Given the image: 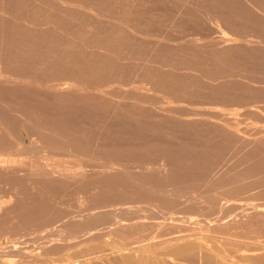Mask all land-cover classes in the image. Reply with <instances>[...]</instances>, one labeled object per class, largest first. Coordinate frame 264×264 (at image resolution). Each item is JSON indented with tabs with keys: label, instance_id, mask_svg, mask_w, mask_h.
I'll return each instance as SVG.
<instances>
[{
	"label": "rangeland",
	"instance_id": "374dc122",
	"mask_svg": "<svg viewBox=\"0 0 264 264\" xmlns=\"http://www.w3.org/2000/svg\"><path fill=\"white\" fill-rule=\"evenodd\" d=\"M63 1L0 0V264H118L93 248L191 228L264 255V0Z\"/></svg>",
	"mask_w": 264,
	"mask_h": 264
},
{
	"label": "bare ground",
	"instance_id": "6f19581e",
	"mask_svg": "<svg viewBox=\"0 0 264 264\" xmlns=\"http://www.w3.org/2000/svg\"><path fill=\"white\" fill-rule=\"evenodd\" d=\"M63 1V0H62ZM67 1V0H66ZM70 1V0H69ZM80 1V0H79ZM82 1V0H81ZM58 3L60 2V1H57ZM64 2V1H63ZM68 2V1H67ZM70 3V2H69ZM72 3V2H71ZM73 3H75V2H73ZM76 3H77V1H76ZM83 3V2H82ZM59 4H61V3H59ZM64 5L65 4H67L66 2H64L63 3ZM62 4V5H63ZM78 4V3H77ZM79 4H81V3H79ZM89 5V4H88ZM61 6V5H60ZM82 6H83V4H82ZM86 6V5H85ZM89 6H91V5H89ZM64 7V6H63ZM65 7H66V11H67V8H69V10H71V9H73V11L74 10H80V12L82 11L83 13L85 12V13H87V14H89V11L90 10H85V8H83V9H81L80 7H78L77 5H71V4H68V5H65ZM62 8V7H61ZM86 9H87V6H86ZM95 9V8H94ZM63 10V9H62ZM65 11V12H66ZM72 11V10H71ZM76 12H78V11H76ZM81 12V13H82ZM70 13V12H69ZM81 13H79V14H81ZM95 14H96V12H94ZM78 14V15H79ZM92 14V12H90V14L89 15H91ZM85 15V14H84ZM98 15V14H97ZM104 15V14H103ZM92 16H93V14H92ZM95 17H97L96 15H94ZM88 17V16H87ZM85 18H86V16H85ZM90 18H91V16H90ZM28 19V18H27ZM94 19V18H93ZM97 19V18H96ZM98 20V19H97ZM32 22H33V20H32ZM46 22V21H45ZM30 23V22H29ZM50 23V22H49ZM36 24V23H35ZM44 24V23H43ZM42 24V25H43ZM33 25V24H32ZM136 31V30H135ZM74 38V37H73ZM85 41V40H84ZM156 41V40H155ZM221 41V40H220ZM222 41H224V39L222 40ZM231 41H233L231 38H226L225 37V42H231ZM76 43V42H75ZM90 44V43H89ZM74 45V43L72 44V42H71V45L69 44V45H65V48H66V46L68 47L69 46V48H71V46H73ZM93 45V44H92ZM80 46V45H79ZM78 46V44H77V47H79ZM87 46H88V44H87ZM74 47H76V45H74L73 46V48L72 49H75ZM82 47V46H81ZM103 48V47H102ZM68 49V48H67ZM65 51H66V49H65ZM73 50H71V52H72ZM51 52V51H50ZM75 52V51H74ZM48 53V52H47ZM63 53V52H62ZM65 53V52H64ZM63 53V57H64V55L65 54H67V53H65L64 54ZM70 53V52H69ZM68 53V54H69ZM71 54V53H70ZM46 55V54H45ZM48 56H50V54H47ZM57 55V54H56ZM47 56V57H48ZM58 56H60V55H58ZM61 56H62V54H61ZM17 57V56H16ZM15 57V58H16ZM51 57H54V54L51 56ZM66 57V58H65ZM64 58L65 59H67V57H68V55L67 56H65ZM70 57V56H69ZM56 58V57H55ZM59 58V57H58ZM62 58V57H61ZM18 59V58H17ZM64 59V60H65ZM16 60V59H15ZM69 60V59H68ZM81 60V59H80ZM16 62H18V60L16 61ZM20 62V61H19ZM68 62V61H67ZM16 65V64H15ZM3 66V65H2ZM21 66V65H20ZM15 68H17V66L15 67ZM41 68V67H40ZM6 70H7V67H6ZM40 70H42V69H40ZM17 71V70H16ZM15 71V72H16ZM63 71V70H62ZM14 72V73H15ZM13 73V74H14ZM17 73V72H16ZM20 73V72H19ZM19 73H17V74H19ZM3 74V73H2ZM2 74H0V75H2ZM25 74V73H24ZM9 75V74H8ZM12 75V74H11ZM16 75V74H15ZM20 75V74H19ZM3 77L5 76L4 74L2 75ZM7 76V75H6ZM17 76V75H16ZM30 76V75H29ZM9 77V76H8ZM11 77V76H10ZM22 77H24V76H21L20 78H22ZM45 77V76H44ZM1 78V77H0ZM13 78V77H12ZM15 78V77H14ZM36 78V77H35ZM2 79V78H1ZM9 79V78H8ZM15 79H19V77L18 78H15ZM24 80H25V77L23 78ZM28 79V78H27ZM6 80H7V78H6ZM6 80H5V82H6ZM9 80H11V81H13L12 79H9ZM8 80V81H9ZM31 80H32V78H31ZM30 79H29V84H30V81H31ZM39 80V79H38ZM37 80V81H38ZM40 80H41V78H40ZM51 80V79H50ZM111 80V79H110ZM117 80V79H116ZM2 81H4V80H2ZM7 81V82H8ZM20 81V79L18 80V81H16V82H18L19 84L21 83V82H19ZM21 81H23V80H21ZM27 81V80H26ZM36 81V80H35ZM34 81V82H35ZM46 81V80H45ZM1 82V81H0ZM5 82L3 83V85L5 84ZM15 82V81H14ZM15 82V83H16ZM25 82V81H24ZM23 82V83H24ZM62 82V81H61ZM2 83V82H1ZM17 83V84H18ZM26 83V82H25ZM33 83V82H32ZM31 83V84H32ZM36 83H38V82H35V84ZM103 83H104V81H103ZM107 83V82H106ZM108 83H109V80H108ZM8 84H10V81H9V83H6L4 86H11V85H8ZM12 84V83H11ZM17 84L15 85V84H13V85H15V86H17ZM18 84V86L21 88V84L19 85ZM28 84V86H30ZM101 84H102V82H101ZM101 84H99V86L101 87ZM105 84V83H104ZM24 85H26V84H24ZM24 85H22V87L24 88L25 86ZM37 85H39V86H41L39 83L37 84ZM37 85H33V86H37ZM69 85V84H68ZM3 86V87H4ZM27 86V85H26ZM28 86H27V89H29L28 88ZM51 86V85H50ZM59 86H61V85H59ZM63 86V88H64V85H62ZM61 86V87H62ZM38 87V86H37ZM42 87H43V85H42ZM45 87H47V86H45ZM6 88V87H5ZM12 88V87H11ZM30 88H32V86H30ZM48 88V87H47ZM56 87H55V84H54V87H53V89H55ZM67 88V87H66ZM98 88V87H97ZM13 89H14V87H13ZM12 89V90H13ZM19 89V88H18ZM39 89V88H38ZM40 89H42L41 87H40ZM52 89V90H53ZM58 89V88H57ZM65 89V88H64ZM140 89V88H139ZM142 89V88H141ZM7 90V89H6ZM32 89H30V91H31ZM74 90H76V89H74ZM87 90V89H86ZM1 91H3V90H1ZM4 91H5V89H4ZM9 90H7V91H5V92H8ZM21 91V90H20ZM24 91V90H23ZM44 91V90H43ZM56 91H58V90H56ZM61 91V90H60ZM63 91V90H62ZM66 91V90H65ZM13 92V91H12ZM33 92V91H32ZM47 92V91H46ZM52 92V91H51ZM51 92H50V94H51ZM54 92V91H53ZM64 92V91H63ZM77 92H78V89H77ZM83 91H81L80 92V94L82 93ZM3 93V92H2ZM20 93V92H19ZM34 94H35V92H33ZM55 93V92H54ZM54 93H52V94H54ZM59 93V92H58ZM57 93V94H58ZM83 93H86V94H96V95H98V97H100V98H103V97H108V96H106L105 95V92L103 93V91H100V89H99V92H96V91H92V90H87V91H84ZM107 93H108V91H107ZM33 94V95H34ZM38 94V93H37ZM57 94H55L56 96H57ZM60 94V93H59ZM58 94V95H59ZM3 95V94H2ZM14 95H16L17 96V94H14ZM64 95H65V93H64ZM83 95V94H82ZM85 95V94H84ZM21 96H23V95H21ZM24 96H26V95H24ZM40 96V95H39ZM42 96V95H41ZM86 96V95H85ZM95 96V95H94ZM18 97H19V95H18ZM45 97V96H44ZM58 97V96H57ZM1 98V97H0ZM12 98V97H11ZM29 98V97H28ZM61 98V97H60ZM65 98V97H64ZM68 98V97H67ZM90 98V97H89ZM94 98V97H93ZM95 98H96V96H95ZM99 98V99H100ZM5 99V98H4ZM30 99V98H29ZM108 99V98H107ZM19 100V99H18ZM25 100H26V97H25ZM23 101V100H22ZM21 103V102H20ZM27 103V102H26ZM118 104H121V103H118ZM18 105V104H17ZM22 105V104H21ZM23 106V105H22ZM16 107V106H15ZM19 107V106H18ZM23 108V107H22ZM15 110V109H14ZM21 110V109H20ZM32 110V109H31ZM31 110H29L30 112H31ZM34 111H35V109H34ZM18 112V111H17ZM25 112V111H24ZM23 112V113H24ZM26 112H27V110H26ZM2 113V112H1ZM20 114H22L21 112H19ZM33 113V112H32ZM2 114H4V112L2 113ZM2 114L0 115V117L2 116ZM18 114V113H17ZM25 114V113H24ZM6 114H4V116H5ZM33 114H31V116H32ZM53 115V114H52ZM55 115V114H54ZM58 115H59V113H58ZM7 116V115H6ZM22 116V115H21ZM21 116H20V118H21ZM25 116V115H24ZM31 116L29 117V116H27V117H29V118H31ZM62 116H63V114H62ZM50 117V116H49ZM53 117V116H52ZM55 117H57V116H54V118ZM59 117V116H58ZM8 118V117H7ZM10 118V117H9ZM53 118V119H54ZM61 118V117H60ZM59 118V119H60ZM64 118V117H63ZM62 118V119H63ZM22 119V118H21ZM56 119V118H55ZM8 120V119H7ZM10 120V122H11V119H9ZM13 120H15V119H12V121ZM23 120V119H22ZM2 121H4V122H6V119L4 118ZM24 121V120H23ZM0 122H1V119H0ZM26 122V121H25ZM27 122H29V121H27ZM48 122V121H47ZM55 122H57L58 123V121L56 120ZM64 122V121H63ZM3 123V122H2ZM7 124H8V122H6ZM6 123H5V125H6ZM19 123H21V122H19ZM62 123V122H61ZM4 124V123H3ZM11 125H12V123H10ZM14 124H16L15 123V121H14ZM23 124V123H22ZM21 124V125H22ZM27 123H25V125H26ZM48 124H50V123H47V125ZM53 124V123H52ZM51 124V125H52ZM59 124V123H58ZM20 125V126H21ZM28 125V124H27ZM27 125H26V127H27ZM40 125V124H39ZM44 125V124H43ZM57 125V124H56ZM6 126H8V125H6ZM24 126V125H23ZM49 126V125H48ZM48 126L46 127V126H44V127H46V128H48ZM9 127V126H8ZM25 127V126H24ZM40 127V126H39ZM43 127V128H44ZM52 127V126H51ZM51 127H49V128H51ZM61 127H62V125H61ZM64 125H63V128H62V130L64 129ZM16 128V127H15ZM41 128V127H40ZM46 128L45 129H43L44 131V133L46 132L47 133V130H46ZM56 128L57 127H55V132H56ZM2 129V128H1ZM42 129V128H41ZM59 129V128H58ZM27 130V129H26ZM36 130V129H35ZM34 130V131H35ZM46 130V131H45ZM51 130V132H52V128L51 129H49L48 131H50ZM30 132H31V130H29ZM33 131V130H32ZM42 131V130H41ZM66 131V130H65ZM65 131H62V132H65ZM55 132H54V134H55ZM58 132V131H57ZM56 132V133H57ZM35 133V132H34ZM53 133V132H52ZM59 133V132H58ZM57 133V134H58ZM61 133V132H60ZM59 133V134H60ZM39 136H42V134L39 132ZM48 134H49V132H48ZM66 134V133H65ZM67 134H69L68 132H67ZM15 135V134H14ZM31 135H33V132H31ZM36 135V134H35ZM35 135H33V137L35 136ZM61 135H64V134H62L61 133ZM76 135V134H75ZM2 136V135H1ZM54 136V135H53ZM68 136V135H67ZM16 137H18V136H16ZM31 137V136H30ZM63 137V136H62ZM66 137V136H65ZM41 139L42 138H45L44 136H42V137H40ZM1 139V138H0ZM46 139V138H45ZM62 139V138H61ZM38 140V139H37ZM40 142V141H39ZM42 143V142H41ZM32 144V143H31ZM4 145V144H3ZM15 145V144H14ZM46 147V146H45ZM43 149H46V148H43ZM2 155V154H1ZM45 157V156H44ZM49 157V156H48ZM44 159H47V157H45ZM43 159V160H44ZM44 164V163H43ZM108 164V163H107ZM107 164H106V166H107ZM110 164H112V163H110ZM114 164V163H113ZM115 164H117V163H115ZM46 165V164H45ZM167 165V164H166ZM166 165H164V166H166ZM47 166V165H46ZM50 166V165H49ZM111 166V165H110ZM115 166V165H114ZM114 166H111L108 170H109V173H117V172H119L120 170L118 169V168H115ZM118 166V165H117ZM120 166V165H119ZM43 167V166H42ZM121 167V166H120ZM261 167V166H260ZM30 168V167H29ZM41 168V167H40ZM47 168H48V166H47ZM46 168V169H47ZM55 168V167H54ZM53 168V169H54ZM60 167H56L55 168V170L56 169H58V170H60V171H64L65 172V169H66V167L64 166V170H62V169H59ZM62 168V167H61ZM33 169V168H32ZM68 169V168H67ZM121 169V168H120ZM57 170V171H58ZM69 170V169H68ZM66 170V172H70L71 170ZM41 171V170H40ZM56 171V172H57ZM104 172H105V170H103ZM102 171V172H103ZM65 172V173H66ZM74 172H76V171H74ZM78 172V171H77ZM76 172V173H77ZM79 172H80V170H79ZM86 172V171H85ZM84 172V173H85ZM60 173V172H59ZM105 173H107V172H105ZM57 174V173H56ZM64 174V173H63ZM68 174V173H67ZM80 174H81V172H80ZM82 174H83V172H82ZM37 175V174H36ZM38 175H40V174H38ZM46 175H48L47 173H46ZM61 174H59V176H60ZM75 175V177H76V174H74ZM84 175V174H83ZM83 175H82V177H83ZM41 176V175H40ZM58 176V175H57ZM53 177V176H52ZM71 178H73L72 176H70ZM74 177V178H75ZM42 178V177H41ZM78 178H79V176H78ZM115 179V178H114ZM113 179V181H115ZM39 180V179H38ZM52 181V180H51ZM61 181V180H60ZM66 181V180H65ZM54 182H56L55 180H54ZM53 182V183H54ZM67 182V181H66ZM58 183H61V182H58ZM62 183H64V182H62ZM61 185H63V184H61ZM65 185V184H64ZM63 185V186H64ZM115 185V184H114ZM49 186H51V185H49ZM58 186H59V184H58ZM146 186V184H140L139 185V187H140V189H144L143 187H145ZM45 187V186H44ZM56 187V186H55ZM125 189V188H124ZM123 192H124V190H123ZM125 195H126V192H125ZM123 196H124V194H123ZM125 197V196H124ZM126 199V198H125ZM129 199V198H128ZM128 199H126V200H128ZM181 199H182V197H181ZM33 201V200H32ZM261 205H262V203H261ZM256 207H258V206H256ZM1 208V207H0ZM262 208V207H261ZM260 208V209H261ZM126 209V208H125ZM128 209V208H127ZM259 209V210H260ZM2 210V209H1ZM130 210H132V209H130ZM247 210V209H246ZM37 211V210H36ZM36 211H35V213H36ZM111 211V210H110ZM114 211V210H113ZM255 211V210H254ZM261 211V210H260ZM31 212V211H30ZM121 212V211H120ZM245 212V211H244ZM243 212V213H244ZM256 212V211H255ZM258 212V211H257ZM26 213V212H25ZM33 213V212H32ZM34 213V214H35ZM101 213V212H100ZM246 213V212H245ZM27 214H29V213H27ZM103 214V213H102ZM106 214V213H105ZM113 214V213H112ZM229 214V213H228ZM1 215V214H0ZM38 215V213L36 214V216ZM94 215V214H93ZM107 215V214H106ZM157 215V214H156ZM246 215V214H245ZM27 216V215H26ZM31 217H32V215H30ZM115 216H116V214H115ZM134 216V215H133ZM138 216V215H137ZM168 216V215H167ZM238 216V215H237ZM248 216V215H247ZM109 217H112V216H109ZM151 217V216H150ZM175 217V216H174ZM120 218V217H119ZM129 218H131V215H130V217H124L123 219H126L125 220V222H120V221H117V219L115 218V219H113V220H115V221H112L113 223H112V225H108V226H110V231H113L114 233H119L120 232V227H122L123 229H128V228H133V227H131V226H133L134 224H129V223H131V219H129ZM133 218H136L135 216L133 217ZM138 218V217H137ZM172 218H173V216H172ZM142 219V218H141ZM156 219V218H155ZM163 219V218H162ZM178 219V218H177ZM186 219V218H185ZM184 219V220H185ZM245 219V218H244ZM259 219V218H258ZM137 220V219H136ZM188 220L190 221V222H193V221H191L189 218H188ZM227 219H224V217L223 218H216L215 220H213V219H208V220H206L205 219V223H206V226L207 227H211V222L212 221H215V223L213 224V225H215V224H217V223H220V222H224L225 223V221H226ZM229 220V219H228ZM231 220V219H230ZM248 220V219H247ZM134 221H135V219H134ZM153 221H154V219H153ZM158 221V220H157ZM160 221V220H159ZM162 221V220H161ZM171 221H172V219H171ZM170 221V222H171ZM174 221V220H173ZM177 221V220H176ZM188 221V222H189ZM202 221V220H201ZM232 221V220H231ZM235 221V220H234ZM137 222V221H136ZM146 222V221H145ZM156 222V221H155ZM179 221H177V223H178ZM165 223V222H164ZM167 223V222H166ZM187 223V222H186ZM194 223V222H193ZM227 223V222H226ZM1 224V223H0ZM123 226H122V225ZM180 224V223H179ZM183 224V223H182ZM189 224H192V223H189ZM221 224V223H220ZM65 225V224H64ZM137 225V224H136ZM156 225H158L159 226V224H156ZM162 225V224H161ZM188 225V224H187ZM223 225V224H222ZM1 226H2V224H1ZM116 226V227H115ZM174 226V225H173ZM172 226V227H173ZM194 226V225H193ZM3 227V226H2ZM2 227H0V229L2 228ZM113 227H115V228H113ZM160 227V226H159ZM176 227H178V226H176ZM179 227H181V226H179ZM186 227H188V226H186ZM191 227V226H190ZM7 228V227H6ZM6 228H3V229H6ZM8 229H9V227H8ZM11 229V228H10ZM15 231V229H11V231ZM93 230V229H92ZM195 229H189V230H180V231H174V232H170V234L169 235H171L170 236V238H168L167 240H163L160 244H152V243H147L146 242V237H138L139 239H137V237H136V239H135V241L133 242L132 241V243L130 244V245H127V244H112V245H110V247L109 248H107V249H105V248H102V247H95V248H93V249H96V250H99V252H103V251H105V250H109V251H111V252H116V254H117V252H125V254L124 255H119V258H118V260H116V263H118V264H174L175 262H177L178 264H251V263H262V264H264V255H247V254H242V255H235V254H233V253H230V252H226L225 253V255L224 256H221L219 253H215L214 251H213V248L212 247H210V246H208V244H207V242L204 240V238H206V235H203V234H201V233H196L195 231H194ZM200 230V229H199ZM17 231V230H16ZM91 231V230H90ZM107 231V230H106ZM187 232V233H183V232ZM3 232V231H2ZM195 232V233H194ZM199 232V231H198ZM53 233V232H52ZM102 234H104V233H102ZM108 234V233H107ZM98 235V234H97ZM124 235V234H123ZM126 236V235H125ZM196 236V237H195ZM124 237V236H123ZM90 238V237H89ZM103 238V237H102ZM127 238V237H126ZM195 239V240H194ZM132 239L130 238V241H131ZM52 244V243H51ZM85 244V245H84ZM93 244V243H92ZM153 246H152V245ZM91 245V244H90ZM90 245H88V244H86V242L85 243H83V246H86V247H84V249H92V248H90ZM96 245V244H95ZM81 246V245H80ZM82 247V246H81ZM154 247V248H153ZM58 249V247H52V248H50V251H53V252H55L56 250ZM82 249V248H81ZM259 249L258 248H251V249H248V248H246V251H248V252H250V253H253V252H256V251H258ZM58 251V250H57ZM91 252V250H88V251H86V252ZM70 252V251H69ZM159 252H161V253H159ZM11 254V253H10ZM60 254V253H59ZM100 257V256H99ZM115 257V256H114ZM164 257H167V259H163ZM107 258V257H106ZM96 259V258H95ZM114 259V258H113ZM175 261V262H174ZM104 262V261H103ZM109 263V262H108Z\"/></svg>",
	"mask_w": 264,
	"mask_h": 264
}]
</instances>
